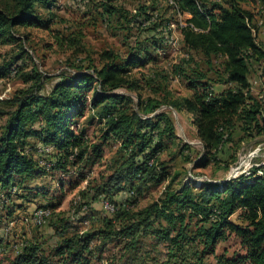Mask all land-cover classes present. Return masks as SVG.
Segmentation results:
<instances>
[{
    "label": "trees",
    "instance_id": "1",
    "mask_svg": "<svg viewBox=\"0 0 264 264\" xmlns=\"http://www.w3.org/2000/svg\"><path fill=\"white\" fill-rule=\"evenodd\" d=\"M112 1L101 3L108 16L118 15L128 24L126 27L131 29L130 25L135 24L141 33L154 34L146 37L143 44L138 43L126 57L105 51L100 67L92 61L86 67L78 66L79 72L62 77L45 94L40 91L42 74L37 68L31 72L18 68L17 74L20 71L23 80L31 84L12 98L0 100V104L11 107L0 133V185L5 189L16 183L22 185L48 170L32 151L27 152L29 147L53 146L50 155L55 163L51 168L76 164L83 168L98 162L103 157L104 144L114 140L119 146L112 171L89 181L81 192L88 200L80 205L89 208V203L105 197L118 209L113 216L100 217L101 225L96 229L72 234H68V220L54 221L60 241L52 255L45 254L40 243L31 242L21 254H15L12 264H94L104 259V247L116 241L124 243L125 252L137 259L142 238H152L156 244L166 246L168 258L163 264H204L205 254L214 253L217 243L227 234L239 238L245 253L232 258L216 255L218 264H264V176L255 175L256 169L253 178L242 174L222 183L206 181L200 186L183 184L173 188L170 181L159 199L138 208L145 190L160 183L168 173L160 154L176 137V128L168 111L152 114L162 105L193 114L192 123L206 149L198 162L202 165L212 162L219 169H228L238 160L244 143L264 136V97L252 92L250 84L259 70L264 78V50L254 42L240 0H225L226 5L210 14L200 11L198 0H177L181 10L191 14L188 22L206 30L183 29L182 42L189 58L174 64L175 76L186 79L192 94L173 96L168 91V74L153 71L147 84L155 94L163 96L144 98L139 93L136 103L131 96L111 90L139 89V80L131 71L153 60L149 56L151 48H162L156 36L161 35L160 41L167 39L160 27L169 7L162 8L164 15H159L157 22L144 26L142 22L151 19V13L158 9V0H141L138 11L130 18L127 10L113 6ZM43 3H48L49 9L55 7L53 0H0V47L19 40L15 34L18 28L44 26L37 11ZM21 50L24 53L23 46ZM193 53L201 56L206 69L201 62H194ZM17 59L13 57L5 63L0 74L9 73ZM192 62L195 66L190 67ZM216 82L226 87L217 92ZM89 96L90 107L104 121L101 143L91 142L74 127ZM2 114L5 112L0 111ZM185 147L191 149L189 145ZM224 149L231 150L229 160L221 158ZM183 155L186 161L193 160ZM125 190L129 197L119 202L117 195ZM239 211L237 220H232ZM95 240L99 241L96 248ZM113 260L108 259V264Z\"/></svg>",
    "mask_w": 264,
    "mask_h": 264
},
{
    "label": "rangeland",
    "instance_id": "2",
    "mask_svg": "<svg viewBox=\"0 0 264 264\" xmlns=\"http://www.w3.org/2000/svg\"><path fill=\"white\" fill-rule=\"evenodd\" d=\"M53 1L55 7L52 9H49L48 3L37 6V11L45 22L43 27L18 28L15 34L19 40L0 47V71L11 58L18 57L9 73L0 74V100L12 98L20 90L30 86L31 82L23 80L20 71L17 74L18 68L23 72H31L33 68H37L42 74L40 91L45 94L62 77H69L79 72L78 66L86 67L92 61L94 65L100 67L102 65L101 54L105 51L112 50L122 57H126L138 43L143 44L146 37L154 34V32L150 33L151 35L146 32L141 33L135 24L130 25L131 29L126 27L128 24L124 19H119L118 15L108 16L101 4L105 0ZM140 2L141 0H113L111 4L121 8L122 11L127 10L128 18H130L138 11ZM165 13L173 15L170 9ZM173 35L179 40L175 46H172L167 39L160 41L161 35L158 34L156 36L159 39L158 47L162 48H158V50L151 48L149 56L153 60L142 68L132 69V76L139 80L138 90L119 87L111 92L131 96L135 103L139 93L144 98L162 97L163 95L155 94L151 90L147 79L151 78L154 72H165L169 76L168 91L173 96L178 98L191 96L192 91L186 85V79L180 75L175 76L174 73V64L181 62L184 58H189V51L184 47L179 31L174 32ZM22 46L24 53H21ZM193 57L194 62H201V66L206 69L199 54L193 53ZM194 62L190 67L195 66ZM210 75L214 76L213 73ZM225 87L226 85L220 82L214 84V89L217 92ZM89 95L91 96V94ZM90 96L83 114L76 119L74 127L79 132H84L86 138L91 142L101 143L104 121L90 107ZM133 107L137 109L134 103ZM0 111L5 112L0 115L1 133L6 113L11 111V107L1 103ZM160 111L170 113L176 128V137L171 140L170 146L160 154V160L166 162L165 167L168 173L160 183L153 184L145 190L139 200L138 208L159 199L170 181L173 188H179L183 184L200 186L206 181L222 183L242 174L251 176V178L257 174L264 176L258 171L262 169L264 174V136H258L250 140L249 143H244L238 151V160L232 163L228 169H219L212 162L202 165L198 162L205 154L206 149L192 123L193 114L185 109L177 110L170 105H162L152 114ZM185 144L189 145L191 149L185 147ZM118 146L119 142L114 140L105 143L103 157L89 167L82 168L76 164L51 168L37 174L22 185L16 183L18 191L11 195L8 194V201H5L4 205L0 207V264H12L15 257L12 243L20 238L40 243L43 252L52 255L51 253L60 241L55 235L54 221L68 220L70 224L68 234H72L82 230L96 229L101 225L100 217L112 216L103 209L101 198L89 203V208L86 206V209H83L80 203L88 200L81 195V192L88 186L89 181L101 179L103 175L112 171ZM182 150L184 153H181ZM33 153L37 159L39 154H36V149H33ZM183 154L192 157L193 160L186 161ZM230 154V149H224L221 158L229 160ZM41 157L49 160L51 155ZM234 169L237 170L233 172ZM254 169H256L255 175H253ZM7 191L6 188L5 193ZM118 195L119 197L116 199L119 202H124L129 197V192L125 190ZM40 206L53 210L52 218L45 226H37L30 221L32 213ZM239 213L240 211L233 215L232 220H237ZM12 221L14 225L7 233L1 230ZM93 244L96 248L99 246V241L95 240ZM123 246L122 242L108 243L101 253L104 255L105 261L109 262L108 259L114 258L113 264H163L168 258L166 246L156 244L152 238H142L138 247L137 259H134L135 257L132 255L131 258ZM200 249H202L201 246ZM124 253L125 255L119 258ZM244 253L239 238L227 234L225 240H220L217 243L214 253L205 254L204 264H218L216 255L224 254L232 258L236 254ZM53 260H57V257ZM101 263L99 260L94 264Z\"/></svg>",
    "mask_w": 264,
    "mask_h": 264
},
{
    "label": "built area",
    "instance_id": "3",
    "mask_svg": "<svg viewBox=\"0 0 264 264\" xmlns=\"http://www.w3.org/2000/svg\"><path fill=\"white\" fill-rule=\"evenodd\" d=\"M159 7L156 11L152 14L151 19L143 21L142 25L148 26L150 24H154L158 21L159 15H164V10L162 8L169 7L172 16L165 14V18H167L164 22V25L160 27L167 35V41L175 46L178 43V38H176L173 34L176 31H179L181 38L183 39V29L190 27L191 29L199 32V31H206L205 29H200L195 27L192 23L188 22V19L191 17V14L188 12H183L179 6L177 0H158ZM226 5L225 0H198V6L200 11L204 14L210 13H217L220 9V6ZM240 7L246 11V23L251 30L252 36L254 38V42L258 48L264 50V0H240ZM167 15V16H166ZM251 90L255 94L259 96V98L264 97V78L262 76L261 70L257 72L251 79ZM54 150L53 146L38 144L36 147V154L38 153L39 156L37 158L38 163L41 166L51 169L54 166V160L50 158L46 160V156L52 154ZM33 152V148H27V152ZM262 168V167H261ZM260 169V168H259ZM262 170V169H261ZM258 170L261 175L263 174V170ZM258 175V174H257ZM18 191L17 187L10 186L8 188L7 193H5V188L0 185V207L4 205L5 201H8V196L16 193ZM9 194V195H8ZM102 206L103 209L106 211L107 214L114 215L118 209V206L111 202L109 199L102 197ZM86 209V206L83 207ZM53 210L49 207L40 206L37 207L32 216L30 217V221L33 222L37 226H45L48 224L50 219L52 218ZM88 222V220H87ZM14 225V222H10L8 226L1 228L2 231L7 233ZM11 227V228H10ZM31 242L26 240L25 238H20L15 240L12 243V249L14 254L18 255L23 252L26 246H28ZM104 260V261H103ZM101 264H108L105 259L101 260Z\"/></svg>",
    "mask_w": 264,
    "mask_h": 264
},
{
    "label": "bare ground",
    "instance_id": "4",
    "mask_svg": "<svg viewBox=\"0 0 264 264\" xmlns=\"http://www.w3.org/2000/svg\"><path fill=\"white\" fill-rule=\"evenodd\" d=\"M237 169H234L233 172H235Z\"/></svg>",
    "mask_w": 264,
    "mask_h": 264
},
{
    "label": "crops",
    "instance_id": "5",
    "mask_svg": "<svg viewBox=\"0 0 264 264\" xmlns=\"http://www.w3.org/2000/svg\"><path fill=\"white\" fill-rule=\"evenodd\" d=\"M121 194V193H120ZM117 197H119V195H117Z\"/></svg>",
    "mask_w": 264,
    "mask_h": 264
}]
</instances>
